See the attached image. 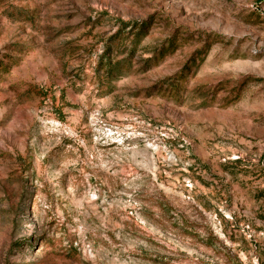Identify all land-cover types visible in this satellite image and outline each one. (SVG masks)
Instances as JSON below:
<instances>
[{"label": "rangeland", "instance_id": "1", "mask_svg": "<svg viewBox=\"0 0 264 264\" xmlns=\"http://www.w3.org/2000/svg\"><path fill=\"white\" fill-rule=\"evenodd\" d=\"M0 264H264V0H0Z\"/></svg>", "mask_w": 264, "mask_h": 264}]
</instances>
